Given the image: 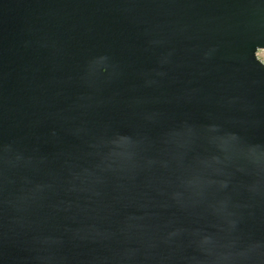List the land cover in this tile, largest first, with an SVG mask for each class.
<instances>
[{
    "label": "water",
    "instance_id": "water-1",
    "mask_svg": "<svg viewBox=\"0 0 264 264\" xmlns=\"http://www.w3.org/2000/svg\"><path fill=\"white\" fill-rule=\"evenodd\" d=\"M264 0H0V264H264Z\"/></svg>",
    "mask_w": 264,
    "mask_h": 264
},
{
    "label": "rangeland",
    "instance_id": "rangeland-1",
    "mask_svg": "<svg viewBox=\"0 0 264 264\" xmlns=\"http://www.w3.org/2000/svg\"><path fill=\"white\" fill-rule=\"evenodd\" d=\"M258 56L264 62V50H259Z\"/></svg>",
    "mask_w": 264,
    "mask_h": 264
}]
</instances>
